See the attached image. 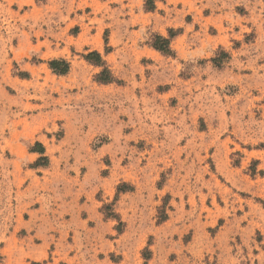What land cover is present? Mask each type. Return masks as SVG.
I'll return each mask as SVG.
<instances>
[{"label": "rangeland", "instance_id": "rangeland-1", "mask_svg": "<svg viewBox=\"0 0 264 264\" xmlns=\"http://www.w3.org/2000/svg\"><path fill=\"white\" fill-rule=\"evenodd\" d=\"M145 4L0 0V264H264V0Z\"/></svg>", "mask_w": 264, "mask_h": 264}, {"label": "trees", "instance_id": "trees-1", "mask_svg": "<svg viewBox=\"0 0 264 264\" xmlns=\"http://www.w3.org/2000/svg\"><path fill=\"white\" fill-rule=\"evenodd\" d=\"M43 1V0H41ZM156 1L158 0H146V4H145V8L148 11H153L156 9ZM152 46L159 52L166 54V55H170L172 54V50H171V45H170V41L162 36H156L154 38V42L152 44ZM84 58L90 62L93 63L96 66L99 67H104V62L102 60L101 55L98 52H93L90 53L86 56H84ZM50 67L51 69L60 74H66L68 73V71L70 70V65L68 62L64 61V60H54L50 63ZM99 82L102 83H112L113 81H115L113 74L111 73V71L107 68H104V70L98 75L97 77ZM37 149H33L32 152H37L40 155H44L45 154V149L42 146V144H37L36 146ZM39 162H48V158L43 156L39 159ZM46 165V164H44ZM37 166H39V163L37 164ZM123 189H120V191H122ZM149 251H146V259L148 258V254ZM145 254V253H144Z\"/></svg>", "mask_w": 264, "mask_h": 264}]
</instances>
